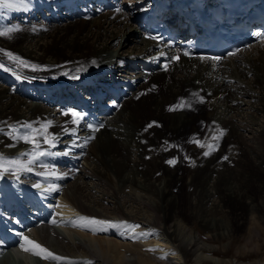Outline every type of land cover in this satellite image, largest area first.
Segmentation results:
<instances>
[{
    "label": "bare ground",
    "instance_id": "1",
    "mask_svg": "<svg viewBox=\"0 0 264 264\" xmlns=\"http://www.w3.org/2000/svg\"><path fill=\"white\" fill-rule=\"evenodd\" d=\"M45 1L0 0V31L13 30L0 36V175L16 182L14 177L27 179L37 173L53 187L61 185L56 222L78 237L66 240L50 221L32 228L27 237L43 248L51 246L68 264H264V258L245 263L216 255L210 241L232 235L242 225L257 236L264 220V178L260 176L264 174V43L219 63L198 57L172 63L141 80L137 91L141 94L134 92L123 100L99 132L91 134L72 113L33 102L16 87H29L42 79L79 78L105 63L125 72L119 61L149 53L153 42L143 37L132 20L135 13L107 11L48 24L37 16ZM127 41L131 43L124 51ZM8 52L27 66L10 61ZM202 98L206 104H201L198 116L206 125L198 128L193 124L197 113L190 105ZM195 129L203 134L197 141L189 138L192 144L187 140L185 155L179 143ZM86 136H96L94 157L92 148L73 154L81 156L77 170H62L37 156L44 148L52 151ZM56 138L58 148L50 142ZM15 160L20 163H11ZM170 160L175 163L169 164ZM183 176L186 201L174 191ZM210 203L226 214L200 210L212 209ZM79 217L117 226L81 227L78 224L84 222ZM195 221L207 234L196 228ZM120 222L139 227L132 231ZM23 244L31 247L26 241ZM16 249L27 252L21 245ZM45 260L42 264H48Z\"/></svg>",
    "mask_w": 264,
    "mask_h": 264
},
{
    "label": "rangeland",
    "instance_id": "2",
    "mask_svg": "<svg viewBox=\"0 0 264 264\" xmlns=\"http://www.w3.org/2000/svg\"><path fill=\"white\" fill-rule=\"evenodd\" d=\"M130 43L131 42L127 41L124 44L122 50L126 49L124 51H127L128 46H129ZM9 60L11 61V59H9ZM106 60L107 59H105L104 61H106ZM22 68H24V67H22ZM200 106L201 105H198V107L193 110L194 113H197V116L193 119V124H196V126H198V128L201 127V126L203 127L206 124L204 118L202 117L200 119V116H198V110H200L199 109ZM199 112H201V111H199ZM154 123H156L157 125H161V123L159 121L158 122L154 121L153 124ZM192 127H193V125H192ZM200 131H201V128H200ZM200 131L198 129H195L194 131H190L189 134L184 136V137L187 136V139L184 141L185 143L182 142L183 145L181 143H179L181 148L182 149L184 148L183 150H185V155H187L186 152L189 151L188 148H189V143H191L190 142L191 139H194L193 141H197L202 136L203 133L200 132ZM189 138H191V139L189 140ZM187 140L189 141V143H188ZM94 142L93 143H88L89 146L87 145V148L88 147H89V149L92 148V152H93L92 156L93 157H94V149H95ZM199 151L201 152L202 149H199ZM199 151H197V153H200ZM183 154H184V152H183ZM92 156H91V158H92ZM188 157L189 156H187L185 159H187ZM146 159L150 160L151 158H146ZM185 159H183V160H185ZM186 162L191 164V162H189V161H186ZM182 174H186V173L182 172ZM184 176H183V179L178 183V188H176L174 191H178V193L180 195L183 194V196L181 195V198L184 201H186L187 200L186 196L188 197V194H187V190H186V187H185V180H186L185 178L186 177H184ZM260 176H261V178L262 177L264 178V174L263 173H261ZM191 190H192V188H191ZM260 195H262V194L259 193L257 196L259 197ZM210 206L212 207L211 203H210ZM215 207H217V209L212 207L213 210L211 208L208 211L207 210L205 211L203 209H200V210H202L204 213H211V214H214V215H223L224 216L226 214L227 211L220 209V206H215ZM217 210H219V211H217ZM243 211L247 212V209L245 208V206L243 207ZM246 218H247L246 222L248 220L250 221V216H246ZM263 219H264V217L261 218V220H263ZM249 221H248V223H249ZM260 224H262V225H260L261 226L260 230L258 228V230L260 232H258L259 234H257V236L252 235L251 232L248 231V228H247L246 225H242V226H239V228H237V230L235 232H233L232 235H229L227 237L223 236L222 238H220L218 236L214 237V238H210V241H211V243H213V246L215 248L214 250H212V252H214L216 255H220V256H223V257H227V258H232V259L237 258V259H239V260H241V261H243L245 263H249L250 261L263 259L264 258V227H263L264 226V220ZM195 225H196V228H198L204 235L207 234V232H208L207 229L205 227H203L200 222L195 221ZM65 229L66 228H64L63 226L58 224V228H57L58 232L61 231L60 234L66 240L73 242L74 237H78L77 234L70 233V232H68ZM73 245L74 246L72 247V249L73 248L76 249V245L75 244H73ZM225 245H226V247H225ZM44 248H47L51 252L54 251V250H52L54 248H52L51 246H50V248H48L47 246H44ZM36 251H39V250L37 249ZM27 252H24V253L23 252L22 253L19 252L17 254H12V255H2V256H0V261L1 260L6 261V264H9V263L10 264H42V261L44 259V258H42V256L35 255L32 251H27ZM53 253H55V251ZM45 261L48 264H63V263L64 264H68L67 262H64V261H63V263H61V261L57 262V261H54L52 259H46ZM159 264H162V263L159 262Z\"/></svg>",
    "mask_w": 264,
    "mask_h": 264
},
{
    "label": "snow or ice",
    "instance_id": "3",
    "mask_svg": "<svg viewBox=\"0 0 264 264\" xmlns=\"http://www.w3.org/2000/svg\"><path fill=\"white\" fill-rule=\"evenodd\" d=\"M10 31H13V30L0 31V36L9 35ZM261 35H262L261 33H257V36H261ZM0 51H2V50H0ZM185 54H187V53H185ZM6 55L8 56L9 59L18 61L20 64H24L25 66H27L26 62L21 60L19 57L14 56L12 53L8 52V53H6ZM230 55H235V53H230ZM213 59L219 60L220 58L219 57H214ZM0 67H3V64H0ZM165 67H167V65H165ZM170 110H175V109L173 108V109H170ZM73 116H79V114L78 113H73ZM149 127H151V125H149ZM222 134L223 133H221V135ZM21 138L25 139V140H30V142H32L34 144L36 143V141L34 139H32L31 137H29V136H24V137H21ZM45 142H49V141L46 140ZM201 146H203V145H201ZM204 154L207 156L210 153L209 152H205ZM40 155H44V153L43 152L37 153V156H40ZM37 156H34L33 160L30 161V163L34 162L35 159L37 158ZM225 159H227V157H225ZM0 160H3V157H0ZM11 163L19 164L20 162L18 160H15V161H11ZM168 163L169 164H173V163H175V161L170 160V161H168ZM21 167H24V166L21 165ZM27 170L31 171L30 168H28ZM37 187H39V185H37ZM78 221L79 222H84V223H79L78 224V226H81V227H89V226H94V225L110 226V227H116L117 226V224H115L113 222H110V221L96 220L95 218H89V217H79ZM53 223H55V221H53ZM120 223L122 225H124L126 228L131 229L132 231H134L135 228L139 227V225H127V222H120ZM74 226H77V225L74 224ZM93 230H97V229H93ZM99 230H106V229L105 228H100ZM140 235L143 236V235H146V234L145 233H141ZM133 238L135 239V238H138V237L133 236ZM23 239H24V241L27 242L28 245H31V247L29 248V247H25L24 244H21V249L24 250V251H32L35 255H40L44 259H52V260L57 261V262L64 261V260L67 259L65 257H61V256L56 255L55 253L49 251L47 248H43L39 243L35 242L34 240H30L26 236L23 237ZM37 249L39 251H36ZM150 250H153V249H150ZM85 264H91V261H87V262H85Z\"/></svg>",
    "mask_w": 264,
    "mask_h": 264
}]
</instances>
